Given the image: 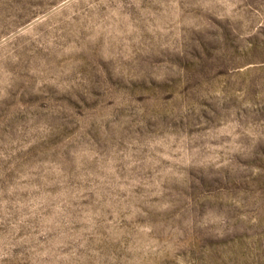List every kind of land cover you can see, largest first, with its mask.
Listing matches in <instances>:
<instances>
[{
	"label": "rangeland",
	"instance_id": "1",
	"mask_svg": "<svg viewBox=\"0 0 264 264\" xmlns=\"http://www.w3.org/2000/svg\"><path fill=\"white\" fill-rule=\"evenodd\" d=\"M0 264H264V0H0Z\"/></svg>",
	"mask_w": 264,
	"mask_h": 264
}]
</instances>
